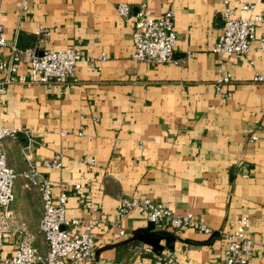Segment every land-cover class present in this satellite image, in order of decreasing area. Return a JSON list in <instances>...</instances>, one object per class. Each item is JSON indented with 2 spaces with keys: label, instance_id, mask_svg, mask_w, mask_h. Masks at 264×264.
Here are the masks:
<instances>
[{
  "label": "crops",
  "instance_id": "obj_1",
  "mask_svg": "<svg viewBox=\"0 0 264 264\" xmlns=\"http://www.w3.org/2000/svg\"><path fill=\"white\" fill-rule=\"evenodd\" d=\"M223 1L238 17L264 16V0H27L19 20L20 0H1L8 43L17 31V47L33 48L35 31L44 27L50 31L44 49L78 45L82 54L71 85L13 84L0 94V126L21 128L37 142L24 150L26 137L19 134L5 139L2 149L18 175L10 209L39 249L45 250L38 231L40 200L23 187L20 176L29 162L55 184L54 194L59 184L66 187L67 218L98 221L87 264L150 260L133 252L142 243L121 245L149 224L137 213L120 220L122 197H146L174 213H193L218 233L213 244L195 246L184 241L202 242L211 235L167 231L175 236L171 251L177 264H221L224 237L242 217L254 242L247 262L264 264V84L251 82L254 75H264L259 45L264 24H257L246 55L213 53L223 32ZM119 3L129 5V18L117 14ZM142 3L155 18L172 12L175 62L132 59L134 15ZM245 5L254 10L244 11ZM7 55L1 48L0 57ZM27 72V64H21L19 75ZM226 75L231 82L219 94L216 81ZM78 130L80 137L72 134ZM56 155L63 168L45 169ZM90 159L95 160L91 169L82 162ZM14 233L11 229L3 245L4 257L13 254Z\"/></svg>",
  "mask_w": 264,
  "mask_h": 264
},
{
  "label": "built area",
  "instance_id": "obj_2",
  "mask_svg": "<svg viewBox=\"0 0 264 264\" xmlns=\"http://www.w3.org/2000/svg\"><path fill=\"white\" fill-rule=\"evenodd\" d=\"M27 0H20L17 17L20 20L27 10ZM221 18L223 20V32L212 47L215 54H232L244 56L256 39L257 24H264L262 13L249 17H238L230 7L228 1H223ZM244 11H253L254 5H245ZM117 14L127 19L131 15V8L125 3L116 6ZM2 10L0 0V49L7 48L8 55L0 57V94H4L8 85H61L68 86L75 83L77 62L82 58L78 45L60 50L44 49L43 45L50 37V31L39 27L34 36L36 45L33 48L19 49L17 47V31L11 43L3 36ZM132 43L133 56L136 62H148L156 65L173 63L175 43L177 35L173 28V14L165 12L160 17H153L146 4L142 3L134 15ZM18 30V28H17ZM260 49L264 51V37L259 39ZM105 56H101V61ZM91 63L93 59L86 58ZM21 64H27L28 72L19 75ZM231 82L226 75L216 81L217 93H221V86ZM252 83L264 84V75L253 76ZM228 94L223 95V97ZM19 134L26 137L29 149L37 144L35 136L21 128H9L0 126V264H87L96 247L93 228L98 224L97 220L82 221L77 218L66 217L67 192L63 184H59L58 193L54 194L55 184L44 174L37 171L29 162V166L20 176L24 180L23 187L37 194L41 205V219L38 231L45 243V250L39 249L34 242V237L25 230L23 224L15 221L10 209L14 202V185L18 175L7 164V157L2 149L5 139L15 140ZM82 136L80 130L72 133ZM66 137L67 133H61ZM257 140L252 137L251 141ZM91 169L95 160H83ZM45 169H62L61 155H56L52 160L44 163ZM81 185H75L80 189ZM117 212L120 220L131 213L144 216L149 223L160 231H185L212 235L213 230L201 216L193 213L177 214L159 203H155L146 197H122L118 200ZM248 220L239 218L234 223L233 231L226 234V246L223 249L221 264H248L247 255L254 242L247 238L246 230ZM11 229L17 235L18 241L13 254L4 257L2 248ZM119 236H125L124 231H119ZM135 255L150 257L147 262L144 259L133 261L131 264H177L175 253L167 250L157 255L147 245L133 247Z\"/></svg>",
  "mask_w": 264,
  "mask_h": 264
},
{
  "label": "water",
  "instance_id": "obj_3",
  "mask_svg": "<svg viewBox=\"0 0 264 264\" xmlns=\"http://www.w3.org/2000/svg\"><path fill=\"white\" fill-rule=\"evenodd\" d=\"M218 233L214 232L205 241L195 242L191 240H186L184 243L191 244L195 246H208L214 243L217 238ZM164 240L165 245H160V242ZM138 241L144 245L150 246L154 253L159 255L162 253L164 247L172 250L174 248L175 236L167 231L155 230L154 225L149 223L146 229H139L134 231L133 236L127 241L121 243V245L130 244L132 242Z\"/></svg>",
  "mask_w": 264,
  "mask_h": 264
},
{
  "label": "rangeland",
  "instance_id": "obj_4",
  "mask_svg": "<svg viewBox=\"0 0 264 264\" xmlns=\"http://www.w3.org/2000/svg\"><path fill=\"white\" fill-rule=\"evenodd\" d=\"M17 180V179H16ZM15 183H16V181H15ZM14 192H15V185H14Z\"/></svg>",
  "mask_w": 264,
  "mask_h": 264
},
{
  "label": "trees",
  "instance_id": "obj_5",
  "mask_svg": "<svg viewBox=\"0 0 264 264\" xmlns=\"http://www.w3.org/2000/svg\"><path fill=\"white\" fill-rule=\"evenodd\" d=\"M133 244H137L136 242H134Z\"/></svg>",
  "mask_w": 264,
  "mask_h": 264
}]
</instances>
